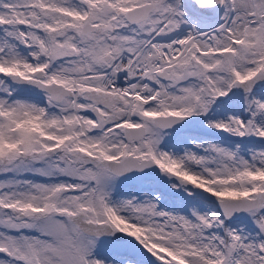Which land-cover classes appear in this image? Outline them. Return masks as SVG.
<instances>
[{
  "label": "snow or ice",
  "instance_id": "snow-or-ice-1",
  "mask_svg": "<svg viewBox=\"0 0 264 264\" xmlns=\"http://www.w3.org/2000/svg\"><path fill=\"white\" fill-rule=\"evenodd\" d=\"M0 264H264V0H0Z\"/></svg>",
  "mask_w": 264,
  "mask_h": 264
}]
</instances>
